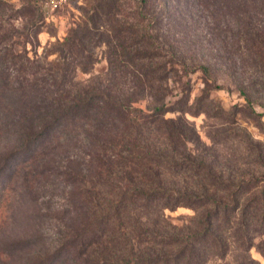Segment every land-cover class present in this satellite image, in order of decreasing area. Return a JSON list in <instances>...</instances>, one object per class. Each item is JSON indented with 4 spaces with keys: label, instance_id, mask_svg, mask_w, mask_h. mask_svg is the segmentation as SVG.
I'll list each match as a JSON object with an SVG mask.
<instances>
[{
    "label": "trees",
    "instance_id": "trees-1",
    "mask_svg": "<svg viewBox=\"0 0 264 264\" xmlns=\"http://www.w3.org/2000/svg\"><path fill=\"white\" fill-rule=\"evenodd\" d=\"M130 1L134 7H127L128 0H93L82 24L56 47L61 68H37L22 49L7 43L11 33L0 34V93L28 100L31 110L41 105L38 111L44 114L6 157L8 168L16 160L19 169H38L33 153L53 132L75 145L72 153L86 163L72 173L75 177L64 167L71 184L79 185L75 209L54 248L31 264H262L251 251L256 246L264 256V242L256 244L264 235V178L235 172L215 154L190 149L195 132L185 115L196 114L204 106L202 98L190 107L185 98L177 117H166L177 109L166 100L179 65L185 75L202 71L211 86L207 59L187 65L197 41L183 21L202 11L200 6L209 11L207 31L222 43L226 76L238 81L251 106L250 69L264 73V0ZM7 6L0 0V13ZM25 6L19 15L36 38L42 13L30 3ZM227 16L237 19L236 28ZM248 19L263 22L259 26ZM99 42L110 48L109 82L97 89L81 87L74 82L77 70L92 68L86 44ZM10 66L18 70L16 83L9 79ZM41 70L45 78L38 76ZM249 150L264 164L262 145L251 143ZM0 184L1 200L12 188L1 179ZM180 207L194 214L173 223L167 211ZM10 208L9 200L0 203V220L2 210Z\"/></svg>",
    "mask_w": 264,
    "mask_h": 264
},
{
    "label": "rangeland",
    "instance_id": "rangeland-1",
    "mask_svg": "<svg viewBox=\"0 0 264 264\" xmlns=\"http://www.w3.org/2000/svg\"><path fill=\"white\" fill-rule=\"evenodd\" d=\"M6 1L7 10L0 13V34L11 33V39L7 43L22 49L23 54L34 60L37 68L42 69L61 68L63 60L56 47L65 41L72 29L82 24L86 18V10L93 2L67 0L63 7L53 10L47 5V0ZM29 3L37 7L38 13L43 16V19L37 20L42 31L36 38L30 36L31 28H25L26 19L19 15ZM131 6L134 7V4L128 0L127 7ZM197 7L202 11L194 10L193 15L185 17L183 21L190 24L186 26L190 28L192 39L197 41L193 52L188 54L187 65L192 67L190 60L207 59L211 63V86L206 83L207 77L202 71L185 75L183 66H177L179 71L170 76V91L166 100L167 103L177 106V109L168 112L166 117L179 116L181 111L178 107L185 98L188 107L201 102L202 98L204 106L200 110H194L196 114L186 112L185 115L195 132L196 140L190 142V149L196 154L205 151L208 157L215 154L220 163L235 172L256 173V176L264 178V164L257 162L254 152L249 150L251 143L260 144L264 148V73L256 72L255 67L250 69L251 77L247 82L252 83L254 102L249 106L238 90V81L226 76L227 66L222 64L220 39L216 38L210 29L207 31V24H211L210 17H207L209 11ZM229 20L231 26L236 28L237 19L227 16V22ZM248 20L259 26L263 22ZM86 49V53L90 51L92 54V68L88 72L77 70L74 82L91 89L107 85L109 80L106 73H112L114 67L108 59L110 48L99 42L98 45L87 43ZM2 69L0 67V70ZM17 72L18 70L10 66L9 79L13 81L11 83L17 82ZM44 73V70H41L38 76L41 77ZM31 104L28 100L17 101L16 98H11L9 91L0 93V179L12 188L11 192L6 193L0 200L3 204L9 200L11 207L2 210L0 220V264H31L37 257L54 248L64 229L65 219L74 211V201L79 196V185L71 184V178H68L70 176L62 171L64 167L69 166V172L75 177L72 173H79L86 166L85 162L74 156L77 147L63 141L61 133L53 132L45 139L43 149L33 153V157L36 156L38 160L35 162L39 164L38 169L33 168L35 165L19 169L18 165H13L16 160H13L8 168L6 157L22 145L26 131L33 127L31 123L41 120L44 115L38 111L41 105H37L36 110H31ZM140 105L147 109L146 103ZM1 187L0 184V192ZM7 212L11 213L9 219ZM192 214L194 212L185 207L167 211L173 223H182ZM263 242L264 235L257 237L256 244ZM251 253L264 264V256L256 246L252 248ZM228 259L231 261L232 255ZM218 263L220 261L211 264Z\"/></svg>",
    "mask_w": 264,
    "mask_h": 264
},
{
    "label": "built area",
    "instance_id": "built-area-1",
    "mask_svg": "<svg viewBox=\"0 0 264 264\" xmlns=\"http://www.w3.org/2000/svg\"><path fill=\"white\" fill-rule=\"evenodd\" d=\"M67 2V0H47V5L53 9H59L63 7V5Z\"/></svg>",
    "mask_w": 264,
    "mask_h": 264
}]
</instances>
